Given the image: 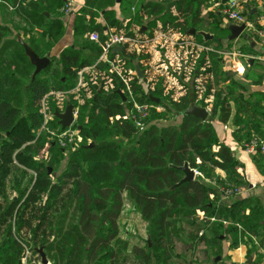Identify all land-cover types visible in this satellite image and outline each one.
Wrapping results in <instances>:
<instances>
[{
  "label": "trees",
  "instance_id": "16d2710c",
  "mask_svg": "<svg viewBox=\"0 0 264 264\" xmlns=\"http://www.w3.org/2000/svg\"><path fill=\"white\" fill-rule=\"evenodd\" d=\"M133 1L77 4L74 41L56 53L67 32L65 0H0V264L39 261L40 248L51 264H191L207 261L209 242L225 232L250 250L264 247L261 197L225 201L223 187L249 183L212 121H232L242 146L264 139V95L245 97L246 85L218 73L219 51L190 34L201 21L199 0ZM109 29L132 40L101 59ZM19 36L50 59L34 79ZM135 101L160 108L158 122L136 126L126 116ZM193 102L210 117L176 116ZM67 103L77 112L76 140L62 147L50 131L65 130L56 112ZM170 117L176 122H159ZM253 160L264 171V154L256 151ZM185 163L201 175L178 184ZM126 198L147 222L144 245L130 248L121 236Z\"/></svg>",
  "mask_w": 264,
  "mask_h": 264
},
{
  "label": "crops",
  "instance_id": "0c3cea01",
  "mask_svg": "<svg viewBox=\"0 0 264 264\" xmlns=\"http://www.w3.org/2000/svg\"><path fill=\"white\" fill-rule=\"evenodd\" d=\"M124 2L127 0H123ZM142 0H134V5H137ZM201 2V14L199 15V19L196 27H192L191 29H196L197 31L203 30L214 35L213 39H208L207 41L203 36L199 34H195L197 37H202L204 42H209L210 49L215 47L216 50L219 51L220 54V64L225 65V71L231 75L234 80L243 83L247 86L248 92L245 94V97H249L251 95H255L256 93H261L264 95V43L261 40L260 35L256 30L250 29L245 30L248 32V36L241 35L237 39L232 42L228 40V36L230 35V31L226 28L231 21H227L225 17L221 16L220 13L223 5V0H199ZM84 0H76V5H82ZM197 6V1L195 2ZM264 6V0H247V2L243 6V12L250 19H255L259 15L264 13V9L257 10L260 7ZM115 10H119L118 6L114 7ZM118 12V11H117ZM119 19H123L125 22L124 16H117ZM222 20L224 22L223 25L220 22L216 21ZM67 22V30L69 32L64 36V38L57 44L55 51L56 53L60 52L63 48L71 45L74 41L73 39V22H74V14H70L66 17ZM219 25V26H218ZM219 28L220 32H216V28ZM259 28L264 30V25ZM190 29V31H191ZM215 31V32H214ZM192 34V33H190ZM199 40V38H198ZM213 49V48H212ZM241 50V51H240ZM228 66L232 68L227 69ZM261 108L264 111V100L260 104ZM213 125L216 129L217 136L220 142L225 143L229 146L235 153L237 159L243 163V172L245 179L249 183V187L242 188L243 197L248 196L246 192L249 191V195L254 193L256 185H264V171H261L253 160L254 153H248L244 150L242 144L235 138L234 131L237 130V127L232 121L228 123H222L215 117L212 119ZM235 142V145L231 147L227 144V141ZM247 188V189H246ZM254 188V189H253ZM258 195L262 198L259 193ZM263 199V198H262ZM264 205V204H263ZM244 246H247L246 244ZM237 252V260L241 262L242 259V249ZM263 258V256H262ZM191 259V257H190ZM251 262L247 264H261L262 259L256 260L254 256L250 258ZM51 264V263H50Z\"/></svg>",
  "mask_w": 264,
  "mask_h": 264
},
{
  "label": "built area",
  "instance_id": "2783aa9c",
  "mask_svg": "<svg viewBox=\"0 0 264 264\" xmlns=\"http://www.w3.org/2000/svg\"><path fill=\"white\" fill-rule=\"evenodd\" d=\"M247 2V0H223V5L221 12L225 19L227 21H231L237 24L244 23L246 25V30L254 29L257 31V33L260 35L262 42L264 43V30L259 28L260 26L264 25V13L259 15L255 19H250L246 13L243 12V6ZM76 7V0H65V4L63 6V12L65 14H72ZM132 10H135V7H132ZM107 38L106 40L101 43L102 47V54L100 56L101 59H106L107 53L109 51H112L114 48L125 45L127 42L131 41V37L127 36L126 34L122 32H118L114 29H109V31L106 33ZM90 39L94 40L96 42L99 41V35L97 33H91ZM115 68V67H114ZM120 74V73H119ZM127 91L132 97L133 94L131 92L130 86L125 81ZM124 94V91H122ZM151 104L147 103L146 101L139 102L135 101L133 102V107L130 109V118L135 122L136 126L138 127H144L146 125L145 119L148 118ZM77 112L75 111L74 116L76 117ZM44 128V126L42 127ZM53 136L56 137L58 143L62 147H66L67 144L70 142L76 140V130L70 126L65 130H62V132L55 134L54 132L50 131ZM243 148L248 153H254L256 151H260L264 154V139L258 138V137H252L247 142L243 144ZM195 170L196 175H201V173L197 170ZM224 198H232L235 196H238L242 193L241 187H232V186H225L222 188ZM199 216L201 218H206V215L203 211H199ZM211 221H215V217H208ZM241 228V226L239 225ZM203 231L200 232L202 234ZM255 239V238H254ZM261 252H263V258L261 261V264H264V249L261 247ZM242 262V261H241ZM22 264H42L41 260L39 261H29L27 256L22 260ZM236 264H240L239 262Z\"/></svg>",
  "mask_w": 264,
  "mask_h": 264
},
{
  "label": "rangeland",
  "instance_id": "374dc122",
  "mask_svg": "<svg viewBox=\"0 0 264 264\" xmlns=\"http://www.w3.org/2000/svg\"><path fill=\"white\" fill-rule=\"evenodd\" d=\"M126 3L127 2H125L123 4V6H125V5L127 6ZM122 11H123L122 8H119V10H115L116 16H119L121 14H122V16L126 15V13L124 11L123 12ZM75 12H77V11H75ZM109 28H111V27H109ZM68 32H69V29L67 30V33ZM216 32H220V30L218 28H216ZM224 67L226 68L225 65H222V66L219 65L218 66V73H223L224 75H226L225 73H227V72L225 71ZM230 68H232V67L231 66L227 67V69H230ZM229 76H231V75H229ZM242 93L243 92H239L240 95H242ZM153 107L151 106V109H150V112L148 115V120L151 119L150 123L153 121L158 122V120H156V118H154L157 116L154 113H155V111H157V112L161 111L160 108H156V110H154L155 107L154 108ZM126 116H129V114H126ZM159 122L161 123V125H163V124H168L170 122H176V119L173 120V118L170 117V119L165 121V122L164 121H159ZM227 144L230 145L231 147H233L235 145V142H230L228 140ZM64 167H65V164H64V162H62L59 170L57 172H55L54 174L58 175V173L61 172V170ZM255 187H257V188L253 194L259 193L261 196H263L262 197L263 199L261 198V201L264 204V185H258V186L256 185ZM248 193H249V191L246 192V195H249ZM243 195H245V194H243ZM243 195L239 194L237 197H243ZM230 199H233V198L225 199V201L229 202ZM130 202L131 201H129L126 198L125 207H124L123 212L121 214V218H120L119 223H120V228H121V236L124 239L125 238L129 239V241L131 243L130 244V248H131L132 244H134V243L142 244V245L145 244V240L148 237V227H147V222L141 218L137 209L134 208ZM198 214H200V212H198ZM181 245H182L181 242L176 243V248L180 252L182 249H184L183 246H181ZM244 245H245V241L243 239H239L238 243H236L233 235L225 232L221 238V241H216V240L212 241L211 240L209 242V245L207 247L208 252H209V256H208L207 261H205V262H203V261L202 262L201 261H199V262L192 261L191 264H236L239 262V260H237V257H238L237 252H239L238 251L239 249H242V254H241V256H242L241 261L242 262H239L240 264H247L248 260L252 256H254V258L256 260H258L259 258L262 259L263 252H261V247H260L259 243H258L257 248H254V250H250V248L248 246H244ZM201 249H202V246H201V248H199V250H197V252H199ZM263 249H264V247H263ZM200 253H201V251H200ZM185 254H186V257L188 259H190V257L191 258L193 257L191 251L185 252ZM200 257H201V255H200Z\"/></svg>",
  "mask_w": 264,
  "mask_h": 264
},
{
  "label": "water",
  "instance_id": "95a60500",
  "mask_svg": "<svg viewBox=\"0 0 264 264\" xmlns=\"http://www.w3.org/2000/svg\"><path fill=\"white\" fill-rule=\"evenodd\" d=\"M116 1L119 3L121 0H116ZM262 9H264V6L258 8L257 10H262ZM227 28L230 31V35L228 36L229 41L235 40L238 37H240L241 35L248 36V32H245L246 25L244 23L237 24V23L231 22L227 25ZM190 33L199 34V35L203 36L206 41L208 39L214 38V35H212L208 32H205L203 30L197 31L194 28L191 29ZM18 41L24 47L25 53H26L27 57L29 58L30 62L35 66V70H34V73L32 75V79H34L37 76V74H39L48 65L50 59L48 57L39 56L34 51V49L22 39V37L19 36ZM122 47H123V45L118 46V47L114 48L113 51L121 50ZM136 71H137L138 76L142 77V71H141L139 65H136ZM118 92L123 97V100H126V97L123 95V93L121 91H118ZM149 97L156 103H158L160 101L159 98L153 97L151 94L149 95ZM74 113H75V109L71 103H67V106L63 112H56V115L59 118V123L61 124L62 129H66V128H68L74 124V122H75ZM209 114H210L209 111L205 107L198 105L195 102H193L190 104V106L187 109L180 111V112H177L176 116L194 115L196 117L201 118L202 120H206L208 117H210ZM91 145H93V144H91ZM179 168L184 172L185 176L183 177V179L178 184H181L183 182L195 179V177H196L195 170L192 169L187 163H185L183 166H181ZM172 241H173V236H172ZM38 252L40 253V256H41V263L42 264H50V262L46 256V253L44 252V249L40 248V249H38ZM250 260L251 259L248 260V263L251 262ZM18 264H22V261H19Z\"/></svg>",
  "mask_w": 264,
  "mask_h": 264
}]
</instances>
